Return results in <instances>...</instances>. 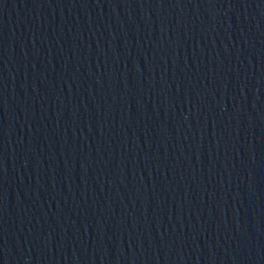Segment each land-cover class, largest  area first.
Segmentation results:
<instances>
[{"label": "water", "instance_id": "95a60500", "mask_svg": "<svg viewBox=\"0 0 264 264\" xmlns=\"http://www.w3.org/2000/svg\"><path fill=\"white\" fill-rule=\"evenodd\" d=\"M0 264H264V0H0Z\"/></svg>", "mask_w": 264, "mask_h": 264}]
</instances>
